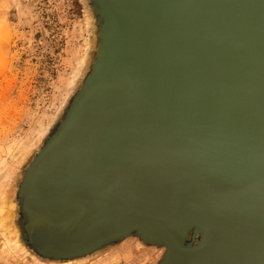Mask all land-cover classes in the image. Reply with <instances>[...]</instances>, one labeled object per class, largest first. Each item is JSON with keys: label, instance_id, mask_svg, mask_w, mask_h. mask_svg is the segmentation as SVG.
<instances>
[{"label": "water", "instance_id": "95a60500", "mask_svg": "<svg viewBox=\"0 0 264 264\" xmlns=\"http://www.w3.org/2000/svg\"><path fill=\"white\" fill-rule=\"evenodd\" d=\"M94 1L100 63L23 190L42 239L139 230L165 264H264V0Z\"/></svg>", "mask_w": 264, "mask_h": 264}, {"label": "rangeland", "instance_id": "374dc122", "mask_svg": "<svg viewBox=\"0 0 264 264\" xmlns=\"http://www.w3.org/2000/svg\"><path fill=\"white\" fill-rule=\"evenodd\" d=\"M106 33L94 0H0V264L166 263V246L139 230L62 254L24 202L27 174L96 71ZM200 240L191 230L183 245Z\"/></svg>", "mask_w": 264, "mask_h": 264}]
</instances>
